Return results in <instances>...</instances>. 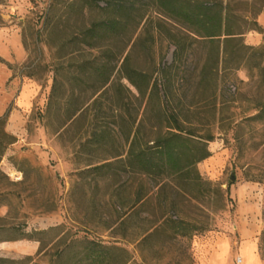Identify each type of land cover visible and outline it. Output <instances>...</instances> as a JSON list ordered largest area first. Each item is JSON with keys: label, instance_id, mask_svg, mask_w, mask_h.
Here are the masks:
<instances>
[{"label": "rangeland", "instance_id": "374dc122", "mask_svg": "<svg viewBox=\"0 0 264 264\" xmlns=\"http://www.w3.org/2000/svg\"><path fill=\"white\" fill-rule=\"evenodd\" d=\"M232 3L258 22L259 1ZM142 10L146 16L138 27L101 39L89 51L78 42L80 33L111 17L102 2L86 7L81 0H0L3 39L13 42L18 36L24 55L20 63L0 58L5 63L0 68L35 92L24 98L26 143L18 149L16 166L36 170L43 191L0 182L10 204L8 222L23 223L16 234L0 232V238L22 234L41 242L40 252L29 256L0 251L8 257L0 264H91L84 254L93 245L111 249L105 264H235L247 249L264 264V120L254 118L264 106V29L244 35V43L258 54L227 85L220 63L216 84L197 86L207 50L201 42L190 43L179 76L194 79L191 85H176L174 93L181 117L187 116L198 132L210 121L209 156L196 165L201 182L162 181L125 166L131 120L141 117L145 100L118 68L127 56L130 68L158 78L172 63L168 32L185 35L154 9ZM146 18L151 23L144 32ZM57 57L66 70L57 76L49 101ZM93 57L110 66L116 61L97 93L90 83H79L75 67ZM38 223L46 229L25 234L26 226L38 229Z\"/></svg>", "mask_w": 264, "mask_h": 264}, {"label": "trees", "instance_id": "16d2710c", "mask_svg": "<svg viewBox=\"0 0 264 264\" xmlns=\"http://www.w3.org/2000/svg\"><path fill=\"white\" fill-rule=\"evenodd\" d=\"M86 7L99 2L111 17L93 22L80 33L78 42L86 44V49L92 51L101 39L121 36L133 25L138 27L145 19L146 12L142 9L150 7L167 20L171 21L184 33L180 38L168 32L167 40L174 47L172 63L164 68L158 78L132 69L128 66V58L124 57L118 73L136 91L145 105L139 119L131 120V138L125 158L126 168L135 174L145 175L152 179L162 180L167 177L178 180L192 178L201 182L196 165L209 156L208 143L212 139L210 121L206 122L205 130L198 132L187 116L181 117V110L177 106L179 98L174 93L176 85H191L192 74L179 76V65L191 46V42H201L207 50V57L198 75L195 77L197 86L203 88L214 85L217 81L220 63L221 69L226 71V85L234 72L245 68L258 54V49L244 43V35L248 31L261 33L263 29L258 24L254 14H240L233 0H81ZM261 5L255 9V15L264 10V0H257ZM151 22L143 23L145 32ZM123 51L119 52V55ZM106 57H109L106 55ZM56 58L54 66V86L49 94V101L53 100L57 76L66 69ZM0 63H4L0 60ZM5 64V63H4ZM258 63L252 65L258 67ZM76 72L79 83H90L94 93L105 87L110 74L116 69L110 62L100 61L99 58L77 62ZM109 68V70H108ZM214 107V106H213ZM79 107L75 109L78 112ZM215 109H212L211 115ZM75 113L71 115L74 116ZM7 115L0 117V158L9 145L16 141L15 137L4 130ZM255 119L264 120V106ZM133 130V131H132ZM129 139V138H128ZM12 233H17L18 228ZM25 234H28L25 233ZM25 237L22 234L8 240ZM36 239V238H35ZM39 240V239H37ZM111 249L95 246L86 249L84 259L91 264H105L110 261ZM110 257V258H109ZM4 258H0V261Z\"/></svg>", "mask_w": 264, "mask_h": 264}, {"label": "crops", "instance_id": "0c3cea01", "mask_svg": "<svg viewBox=\"0 0 264 264\" xmlns=\"http://www.w3.org/2000/svg\"><path fill=\"white\" fill-rule=\"evenodd\" d=\"M258 23L264 29V10L258 15ZM7 33L0 32V58L5 62H22L24 55H21L22 45L19 37L11 42L5 38ZM7 43H5V42ZM23 53V52H22ZM22 78L12 77V72L5 68H0V117H2L9 108L6 118L4 130L15 137L16 141L5 148L0 158V182H10L20 184L29 190L36 193H43L39 174L37 171H24L22 168L16 166V157H21L22 144L26 143V137L22 135V125L24 116L22 115V108L25 105L24 98H30L35 92L31 89L20 87ZM34 144V143H32ZM31 144V145H32ZM6 194L0 191V232L13 231L23 226L22 222H17L16 219H11L8 222L10 213V204L7 202ZM38 229L25 227V232L40 231L45 228L43 223H38ZM46 229V228H45ZM41 242L35 238H18L8 240L5 237L0 238V251L4 252L3 255L7 256H23L38 254L40 252ZM0 258H8L0 256ZM14 259V258H9ZM260 259L251 250L247 249L243 255L242 264H260Z\"/></svg>", "mask_w": 264, "mask_h": 264}, {"label": "built area", "instance_id": "2783aa9c", "mask_svg": "<svg viewBox=\"0 0 264 264\" xmlns=\"http://www.w3.org/2000/svg\"><path fill=\"white\" fill-rule=\"evenodd\" d=\"M240 262H241V259H240V258H237V259L235 260V264H240Z\"/></svg>", "mask_w": 264, "mask_h": 264}, {"label": "water", "instance_id": "95a60500", "mask_svg": "<svg viewBox=\"0 0 264 264\" xmlns=\"http://www.w3.org/2000/svg\"><path fill=\"white\" fill-rule=\"evenodd\" d=\"M233 179H234V177H233V176H231V177H230V180H233Z\"/></svg>", "mask_w": 264, "mask_h": 264}]
</instances>
